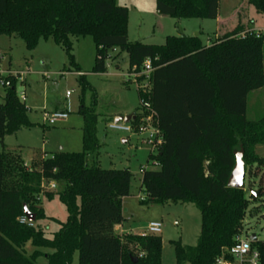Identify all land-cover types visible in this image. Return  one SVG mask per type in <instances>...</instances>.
I'll return each instance as SVG.
<instances>
[{
  "label": "trees",
  "instance_id": "trees-1",
  "mask_svg": "<svg viewBox=\"0 0 264 264\" xmlns=\"http://www.w3.org/2000/svg\"><path fill=\"white\" fill-rule=\"evenodd\" d=\"M247 3L264 12V0ZM220 7L221 0H156L160 14L176 19L216 20ZM128 26L129 8L118 0H0V36L16 35L29 50L42 38L53 39L81 73L83 91L88 82L75 61V38L94 39V73H106L107 61L124 51L129 72L152 60L148 99L164 142L149 159L159 167L142 172L140 203H193L199 209L197 244L173 241L178 264H217L222 254L232 259L226 250L243 234L250 206L245 188L228 186L235 151L244 149L246 168L264 167V157L255 152L264 143V116H247L249 94L264 88V32L239 25L209 45L200 36L188 35L167 36L164 44L156 45L130 41ZM113 51L118 52L114 57ZM6 80L11 84L1 87L2 141L34 125L17 92L19 81ZM139 94L141 98V90ZM97 103L94 92L92 105L79 110L84 120L82 151H60L31 168L20 152L0 151V264H38L42 256L47 264H74L77 253L78 264H162L161 236L115 231L126 220L123 199L132 194L133 174L129 168L101 167ZM133 115L138 125L141 107ZM51 181L61 190L43 188ZM259 192L262 197L261 188ZM42 193L49 199L57 195L67 210L66 221L53 236L37 225L48 218ZM26 207L36 215L35 226L20 221ZM28 242L35 248L32 253L26 250ZM252 248L264 264V241L252 242Z\"/></svg>",
  "mask_w": 264,
  "mask_h": 264
},
{
  "label": "rangeland",
  "instance_id": "rangeland-1",
  "mask_svg": "<svg viewBox=\"0 0 264 264\" xmlns=\"http://www.w3.org/2000/svg\"><path fill=\"white\" fill-rule=\"evenodd\" d=\"M118 3L129 8L128 35L132 42L161 45L165 43L167 36L198 35L204 44L209 45L215 40L217 28L221 24L215 19H176L162 15L157 11L156 0H118ZM220 11L221 21L228 20L220 29L221 34L230 32L239 25L264 31V12L249 5L247 0H221ZM73 52L76 64L88 82L85 91L80 84L79 76L74 73L76 67L71 64L63 47L53 39L42 38L34 50H29L24 40L16 35L0 36V68H3L0 70L12 67L15 69L12 71L25 72V81L18 83L17 92L19 95L25 92L29 118L34 123L31 127H24L5 136L3 141L0 140V151L6 148L20 152L25 164L30 163L29 160L34 154L41 152L51 157L60 151H82L83 117L79 110L84 104L92 105L93 93L96 92L98 102L96 112L99 115L98 139L101 144L97 155L100 165L106 169L131 170L133 198L129 200L126 211L130 218L129 223L133 225L134 230L140 231L147 229L153 221L161 222L163 227L159 236L163 240L162 264H178L173 241H181L182 244L191 246L197 244L201 231L199 209L193 203L141 204L136 197L144 196L140 189L142 169L159 167L157 160H149L151 154L155 155L158 152H152L151 146L144 142L151 131L143 133L133 131L129 134L109 128V123L116 113L133 114L141 107L139 89L129 72V56L127 52H121L117 59L111 58L107 61L106 73H94L92 72L96 59L94 39L91 36L75 38ZM117 53L111 52L112 57ZM44 73L49 77H45ZM68 91L72 94L70 97L67 96ZM4 92V88H0V102L3 101ZM58 107H66L69 118L54 126L47 125L45 111H54ZM247 116L249 119L264 116V88L249 94ZM142 118L143 115L138 124ZM255 152L264 157V143L257 144ZM26 166L31 168L33 164ZM52 183L55 182H46L43 188L61 190L59 184L56 189H52ZM260 188L263 191L262 197ZM245 190L250 198V206L244 220L242 236L256 234L258 240L264 241V167L252 165L246 168ZM252 192L257 193L255 200L251 199ZM40 199L48 218L38 221L37 225L49 236H53L59 230L61 222L67 219L66 207L57 195L49 199L42 193ZM34 249L31 242L26 244L29 253ZM78 263L77 253L74 264ZM38 264H47L46 258L40 257Z\"/></svg>",
  "mask_w": 264,
  "mask_h": 264
},
{
  "label": "built area",
  "instance_id": "built-area-1",
  "mask_svg": "<svg viewBox=\"0 0 264 264\" xmlns=\"http://www.w3.org/2000/svg\"><path fill=\"white\" fill-rule=\"evenodd\" d=\"M257 32L261 31L257 30ZM153 71V62L150 58H148L143 64L141 70L137 71L135 68L132 72H130L131 78L134 79V82L137 84L138 89L142 91L141 112L143 118L141 122L138 125H134L133 120L130 123H115V121H112L109 123V128L116 131H124L129 134L133 131L141 133L145 131H151L149 137L145 139L144 142L151 146L152 152H158L164 140L161 130L158 127V123L155 120V113L152 110L151 102L148 99V96L151 93L150 81ZM24 75L25 72L23 71L0 70V88L10 86L11 82L10 80H6V77H14L19 82L23 83L25 81ZM44 76L49 77V75H47L46 73H44ZM140 78H142V80H140ZM19 96L22 101H26L27 98L25 92H22ZM67 96H71L70 91L67 92ZM44 117L45 123L47 125L54 126L60 122L66 121L69 118V112L64 110L45 111ZM145 168L146 167H143L142 172ZM51 188L56 189L57 184L52 183ZM20 221L22 223L28 224L29 226L36 225V223L30 221L27 216L20 218ZM162 227L163 225L161 222L153 221L148 225L147 229L143 233H141V235H159L160 233H162ZM242 235L238 238L237 243L234 246L226 250L227 254L231 255L232 259L227 258L224 254H222L217 259V264H259V253L252 248L253 241L250 239L249 235H247L246 237H243Z\"/></svg>",
  "mask_w": 264,
  "mask_h": 264
},
{
  "label": "water",
  "instance_id": "water-1",
  "mask_svg": "<svg viewBox=\"0 0 264 264\" xmlns=\"http://www.w3.org/2000/svg\"><path fill=\"white\" fill-rule=\"evenodd\" d=\"M198 36V35H195ZM135 115H121L115 118V123L125 122L130 123L132 120H135ZM236 163L231 173V176L228 181V186L233 188H245V177H246V163L244 160V150L241 148L239 151H235ZM252 199L257 198V193L252 192ZM25 215L28 217L30 221H36V215L32 213L27 207L25 209ZM250 239L255 242L258 241V237L256 234L250 235ZM137 261V258H134Z\"/></svg>",
  "mask_w": 264,
  "mask_h": 264
},
{
  "label": "crops",
  "instance_id": "crops-1",
  "mask_svg": "<svg viewBox=\"0 0 264 264\" xmlns=\"http://www.w3.org/2000/svg\"><path fill=\"white\" fill-rule=\"evenodd\" d=\"M220 9H221V7H220ZM236 15H238V12L236 13ZM233 17V16H232ZM216 20H218V22L219 23H221L220 24V26L217 28V31H216V35H215V39L216 38H218L220 35H223V34H225V33H227V32H225V33H220V29L221 28H223V25L226 23V21H228L227 19L226 20H222L221 21V11H220V14H219V17L216 19ZM247 29H249V30H256V29H252L251 27H249V26H246V30ZM232 31V30H231ZM257 31V30H256ZM208 45V44H207ZM0 69H3V68H0ZM4 70H15V69H13L12 67H9V68H7V69H4ZM75 74H77L78 76L81 74V73H79V72H74ZM83 73V72H82ZM26 83V82H25ZM24 83V84H25ZM72 95V94H71ZM0 96H1V94H0ZM55 110H64V111H68L67 109H66V107H62V108H56ZM48 111V110H47ZM134 114V113H133ZM133 114H130L129 112H126L125 114H122V113H116L115 115H114V118H113V120H111V122L112 121H114L115 120V118L116 117H118V116H121V115H133ZM83 126H84V120H83V125H82V127H81V132H82V137H83ZM124 142H127V140H124ZM82 143H83V140H82ZM45 158V157H48L47 156V154L45 153V152H41V153H39V154H34L31 158H30V163H28V164H26V165H28V166H31L34 162H36L37 160H39L40 158ZM24 161H25V159H24ZM100 162V161H99ZM133 198V194H131L130 196H127V197H125L124 199H123V208H124V215H125V218H126V220L124 221V223H122L121 225H117L116 226V228H115V231H116V233H118V234H125V233H134V234H141V233H143L145 230H146V228L144 229V230H140V231H137V230H134V228H133V225L131 224V223H129V217L127 216V213H126V211H127V205L129 204V200L130 199H132ZM137 199H138V201L140 202V199H141V196L139 197V196H137L136 197Z\"/></svg>",
  "mask_w": 264,
  "mask_h": 264
}]
</instances>
